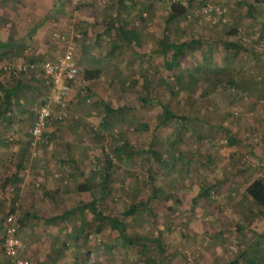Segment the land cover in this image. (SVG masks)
<instances>
[{"label": "rangeland", "instance_id": "obj_1", "mask_svg": "<svg viewBox=\"0 0 264 264\" xmlns=\"http://www.w3.org/2000/svg\"><path fill=\"white\" fill-rule=\"evenodd\" d=\"M21 2L0 0V24L7 32L15 31L20 22L13 20L15 10L9 8L12 14H5V6ZM28 3L23 0V28L42 21V15L29 13ZM173 3L184 4L187 12L168 22ZM250 3L257 7L254 16ZM57 4L61 12L52 32L49 19L35 40H29L31 52L25 47L15 61H0V80L9 85L4 66L28 55L35 58L34 43L39 48L47 42L51 47L42 57L54 58L65 51L68 41L62 36L71 25L83 34L74 40L81 71L70 114L47 131L52 147L33 150L26 135L34 120V103L46 98L33 94L37 88L22 89L25 112L6 114L21 131L0 128L5 140L0 152L9 154L0 156L2 170L12 174L23 165L22 180L13 192L0 186L5 196L0 205V264H15L3 245L13 206L22 255L35 264H229L250 255L264 264V208L246 192L253 179L264 178V0ZM119 26L134 31L135 39L130 42ZM233 28L238 30L233 38L246 48L238 56L223 42ZM163 32L170 41H198L173 70L165 66ZM197 65L228 66L241 86L220 88L208 96L202 94L204 82L193 91L187 89L178 77ZM86 69L99 76L85 79ZM155 99L179 117L162 123L164 107ZM105 102L117 111L107 114ZM12 133L14 140L9 139ZM107 156L112 167L106 179ZM86 178L93 189L81 192L78 186ZM136 196L151 201L126 220L125 232L150 239L147 246L131 244L107 220L82 208L97 198L99 212L122 218ZM72 209L76 210L63 220L48 222L49 216Z\"/></svg>", "mask_w": 264, "mask_h": 264}, {"label": "trees", "instance_id": "obj_2", "mask_svg": "<svg viewBox=\"0 0 264 264\" xmlns=\"http://www.w3.org/2000/svg\"><path fill=\"white\" fill-rule=\"evenodd\" d=\"M249 13L254 16L257 14V7L250 3L249 4ZM187 12V7L182 3H173L170 8V15L168 18V22L174 21L181 16L185 15ZM119 32L123 35L128 37V40L131 42L135 39L134 31L127 30L123 26L118 27ZM237 29L233 28L230 32H228V38L224 40V47L227 50H232L234 55L238 56L243 51L246 50V48L238 41L233 38L234 34L237 33ZM198 42L197 40H191V41H170L167 38V35L165 32H163V42L161 49L164 51L165 54V66L168 70H173L177 65H179L181 59L183 57L188 56V47L193 48V43ZM4 48V44L0 45V51ZM27 49V48H26ZM4 56H1L0 53V60ZM28 58H31L33 60H40L45 58H34L32 56H27ZM8 75V74H7ZM85 79L92 80L99 76V72L96 70H90L86 69L84 71ZM9 77L11 79L10 84L14 85L6 86L2 81L0 80V92L4 95V99L6 100V103L8 105L11 104V98L14 97L18 90L22 87V77L16 76L14 74H9ZM179 81L184 85L185 88H191L192 91L200 82H204L206 84L205 89L203 90L202 94L204 96H208L216 91H218L220 88H229V87H235L239 88L241 86V79L239 76L235 75L231 68L228 66H218V65H209V66H201L197 65L195 66V69L190 74L182 73L180 75ZM190 89V90H191ZM149 98H147V101ZM160 105H163L164 107V117L162 120V123H166L174 118H178L179 115L172 112L165 104H163L161 101L155 99ZM106 112L107 114L114 113L117 111V109L112 108L111 104L109 102H105ZM8 108H11L8 107ZM10 109L5 110L8 112ZM11 111H9L10 113ZM35 114V113H34ZM181 118V116H180ZM26 140H28L26 138ZM231 142H234V140H231ZM153 153L155 151H152ZM156 153V152H155ZM112 167V160L107 156V165L105 168L106 171V179L110 177V169ZM9 180H5L3 186L7 187V182ZM3 187V188H4ZM92 184L89 180V178H86V181L78 186V190L81 192L85 191H92ZM247 194L261 207L264 208V178L263 177H257L254 180H252L249 185L246 188ZM204 194H208V190L204 191ZM151 199H142L138 196L135 197L134 201L130 204V206L124 210L123 217L119 216H111L106 215L98 211L97 209V198H92L84 207L83 209L89 208L94 217H101L99 220H107L110 224V226L113 229H116L119 231V233L124 237L127 238L131 244H137L141 246H147L151 240L146 237H138L139 239L128 237L126 235L125 229H126V220L129 218H132L134 215H136L142 208L143 205L147 206L150 204ZM76 209L72 210H65L59 215L49 216L48 222L50 224L56 223L59 220H63L67 215L73 213ZM11 213L14 212V206L11 208ZM5 239V234L4 238ZM4 241V240H3ZM4 245V243H3ZM22 255V250H21ZM23 256V255H22ZM240 258L235 259L231 262V264H259L258 262V256L250 255L248 260L242 261ZM11 264V263H10Z\"/></svg>", "mask_w": 264, "mask_h": 264}, {"label": "built area", "instance_id": "obj_3", "mask_svg": "<svg viewBox=\"0 0 264 264\" xmlns=\"http://www.w3.org/2000/svg\"><path fill=\"white\" fill-rule=\"evenodd\" d=\"M82 36V33L74 31L73 24L62 36L66 42L68 41L65 51L56 57L40 60L20 59L21 61L17 64L10 63L4 66V71L7 74L16 76L39 72L44 77L47 85L46 98L36 101L33 105L34 120L26 134L33 150L40 146L51 148L52 141L47 132L49 126L58 120L67 118L70 114L69 105L72 99L73 86L81 71L74 40L75 38L78 40ZM9 137L10 140H14L16 138L15 133H12ZM2 184L3 182L0 180V186ZM4 250L15 264H35L32 258L21 255L20 222L15 213H10L6 218Z\"/></svg>", "mask_w": 264, "mask_h": 264}, {"label": "crops", "instance_id": "obj_4", "mask_svg": "<svg viewBox=\"0 0 264 264\" xmlns=\"http://www.w3.org/2000/svg\"><path fill=\"white\" fill-rule=\"evenodd\" d=\"M58 1H60V0H29V3H28V4H30V6L28 7L29 13H31V15H34V16L42 15V21L39 24H32L33 28L32 27L30 28V26L23 28L24 27L23 24L25 25V21H21L23 13H24V11H23V9H24L23 0L20 4H18L19 6H16V7L12 6V5H10L9 7L5 6V10H4L5 14L8 13L10 15L13 13V18H14L13 20L14 21L16 20V22H20V25L17 29H15V31L12 32L11 30H8V32H7V30L4 29L3 26L0 24V45L4 44V48L0 51L1 56H4L1 60H4V59L6 60L7 58H9L8 60L13 59L15 61L18 58L17 55L21 54L25 47H27V49H25L24 51L26 53H28V50H29L28 47L30 46L28 44L29 40H31V41L35 40L36 34L43 27V24H47V21L49 19H52L51 23H49L51 25L52 29L49 28L48 30H50V32H52V30L55 28V23H56L55 19H57V18H55L57 16L56 14L57 13L59 14L61 12V10H59L58 6L57 7L55 6V4L58 3ZM59 3H61V2H59ZM7 5H9V4H7ZM31 7H32V9H31ZM9 8L12 10H15V11L11 13ZM26 21L28 22V20H26ZM39 34H40V32H39ZM40 42H42V41H40ZM51 43H52V41H51ZM31 47H32V45H31ZM33 47H35L34 48L35 52L33 49V52L35 54V58L38 59V58H47V57H42V56L48 55V49L51 46L47 42L43 41V44L41 43L39 48H36L37 43L36 44L34 43ZM29 52H31V51L29 50ZM0 74H1V71H0ZM3 75L5 77L8 76L4 72H3ZM21 79H23L22 80V87L20 90H18L17 94L11 98V104L10 105H8L6 103V100L4 99L5 98L4 95L0 92V113L3 111L2 114L0 115V118H1L0 128L1 129L4 128V126H6V128L11 127L13 130H15V132L21 131L20 127L17 126V123H13V122L8 120V118L6 117L7 116L6 114L12 115V113L15 111V109H19L16 111V112L19 111V113L26 111V102L21 99L22 89L25 90V89H28L29 87L30 88H37V90H36L37 92L32 91L33 94L36 93L37 96L42 95V97H44V98L47 96L48 88H47V85L45 83L44 77L39 72H34V73L31 72L29 74L22 75ZM6 86H10V87L12 86L13 87L14 85L9 83V85H6ZM10 106H11V108H8ZM7 109H10L9 111H11V112L10 113H9V111L6 112L5 110H7ZM30 112H31V109H30ZM1 129H0V131H1ZM3 140H4L3 137L0 138V144L5 143V142H3ZM5 154H8V153L3 152V151L0 152V156L1 155L3 156L2 159H5ZM16 154L18 155L17 152H16ZM8 157H9V154H8ZM2 164H5V163L3 161L0 162V178H2L0 180L3 182V184H4L5 180H9L7 182V187L5 188V190H9L10 192H13L15 189V185L17 183L20 184V180H22V178L20 177L21 176L20 171L22 170L21 168L23 165L21 166L19 164L18 165L19 168L18 169L16 168L13 170L15 172L12 174H14L15 176L14 175L11 176L12 174H6L5 170H2L3 169V167L1 166ZM27 170H29V169H26V171ZM4 199H5V196L0 194V205L5 202ZM12 205L13 204H11V206ZM0 211H1V209H0ZM263 235H264V230L263 231L260 230V236L263 237ZM260 261H261V258H258V262H260ZM229 264H231V262Z\"/></svg>", "mask_w": 264, "mask_h": 264}]
</instances>
